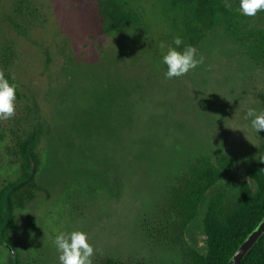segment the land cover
I'll return each mask as SVG.
<instances>
[{"label": "rangeland", "instance_id": "rangeland-1", "mask_svg": "<svg viewBox=\"0 0 264 264\" xmlns=\"http://www.w3.org/2000/svg\"><path fill=\"white\" fill-rule=\"evenodd\" d=\"M120 1L138 21L109 32L105 0H0V73L17 85L14 115L0 120L1 225L28 152L36 164L0 264H60L54 238L73 231L86 233L92 264H186L184 249L204 247L203 213L185 231L171 206L187 166L232 160L209 194L217 209L249 182L264 136L244 119L264 111L257 19L236 4L201 33L168 0ZM177 37L202 63L166 79Z\"/></svg>", "mask_w": 264, "mask_h": 264}, {"label": "trees", "instance_id": "trees-1", "mask_svg": "<svg viewBox=\"0 0 264 264\" xmlns=\"http://www.w3.org/2000/svg\"><path fill=\"white\" fill-rule=\"evenodd\" d=\"M108 7L102 9V25L109 32H119L128 27L129 23L138 21V13L127 8L125 1L105 0ZM183 6L190 15V21L200 32L209 31L217 25L220 13L239 4L240 0H168ZM253 18L261 26L258 43L261 54L257 64L264 65V11H258ZM200 33V34H201ZM14 83V82H10ZM264 109V95L261 96ZM28 163L27 179L12 187L6 196L5 222L0 221V243L6 242L13 222V200L27 189L36 173L34 157L26 154ZM232 160L224 157L217 159L215 164L205 162L203 165L187 166V175H182L178 186L172 189L170 198L172 208L180 218L183 230L194 224L199 212L203 213L201 230L204 236L202 250L186 248L183 255L186 264H226L245 237L264 217V136L258 146L257 156L246 171L249 182H243L238 188L234 204L223 205L217 209L210 193L215 185L230 173ZM20 205V203H18ZM4 244V243H3ZM8 264H19L12 257ZM100 264H127L104 260ZM240 264H264V234L245 255Z\"/></svg>", "mask_w": 264, "mask_h": 264}, {"label": "clouds", "instance_id": "clouds-1", "mask_svg": "<svg viewBox=\"0 0 264 264\" xmlns=\"http://www.w3.org/2000/svg\"><path fill=\"white\" fill-rule=\"evenodd\" d=\"M239 11L247 17H252L258 11H264V0H240ZM176 47H168L163 55V64L167 66L166 79L178 78L195 69L202 63V58H197V49L191 45L177 51L182 41L179 37L172 42ZM163 49L165 45L160 44ZM17 85L10 83L0 73V120H7L14 115L15 91ZM245 120H249L251 128L256 132L264 131V111L257 112L254 108L246 111ZM54 244L60 253V264H92L93 247L87 242V235L81 231L60 233L55 236Z\"/></svg>", "mask_w": 264, "mask_h": 264}, {"label": "water", "instance_id": "water-1", "mask_svg": "<svg viewBox=\"0 0 264 264\" xmlns=\"http://www.w3.org/2000/svg\"><path fill=\"white\" fill-rule=\"evenodd\" d=\"M264 234V217L259 221L255 228L245 237L243 242L235 250L231 258L226 264H240L245 255L257 243L260 237Z\"/></svg>", "mask_w": 264, "mask_h": 264}]
</instances>
